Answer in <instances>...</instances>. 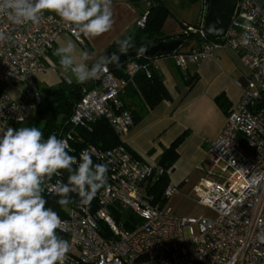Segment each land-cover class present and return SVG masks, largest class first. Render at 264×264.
I'll return each instance as SVG.
<instances>
[{"label":"built area","instance_id":"2783aa9c","mask_svg":"<svg viewBox=\"0 0 264 264\" xmlns=\"http://www.w3.org/2000/svg\"><path fill=\"white\" fill-rule=\"evenodd\" d=\"M197 26L182 25V39L191 35L196 45L188 52L178 50L153 56L148 64L129 62L123 77H112L108 65L89 80L91 89L75 105L59 138L65 139L70 154L79 160L87 152L93 163L107 165V182L96 195L97 209L83 206L62 207L63 231L58 234L70 243L65 264H264V0H234L235 6L225 34L212 41L203 31L208 0H201ZM145 15L136 28L142 29ZM0 133L4 124L15 128L31 119L41 102L29 83L36 73L53 66L47 62L60 35L84 45L85 35L52 13H44L40 23L16 24L0 14ZM183 44V43H182ZM220 49L235 52L247 70L241 98L227 111L218 137L209 142L207 157L218 168L217 179H200L192 188L194 200L211 215L179 216L170 206L151 205L144 185L164 173L155 162L136 160L123 139L133 125L130 112L120 95L140 71L149 77L148 66L170 58L180 71L189 64L199 65ZM47 62V63H46ZM48 64V65H47ZM60 82L71 81L60 74ZM15 88L22 98L12 100L2 87ZM97 119L105 120L119 144L106 151L86 145L72 152V130L89 129ZM68 128V129H66ZM169 178V170L166 171ZM212 176V174H208ZM59 177H53L55 183ZM177 193L168 183L163 198ZM47 189L44 196L51 195ZM131 212L139 219L126 230L115 222L111 209ZM99 224L109 232L101 235Z\"/></svg>","mask_w":264,"mask_h":264},{"label":"clouds","instance_id":"9594fccd","mask_svg":"<svg viewBox=\"0 0 264 264\" xmlns=\"http://www.w3.org/2000/svg\"><path fill=\"white\" fill-rule=\"evenodd\" d=\"M112 0H0V14L16 24H38L45 12L74 26L89 37H97L113 27ZM5 34L0 31V41ZM120 51L131 47L130 39L119 41ZM69 40L56 49L62 70L78 83L98 77L112 62L100 56L89 66V53L76 55ZM118 59V58H117ZM21 116L19 123L23 125ZM0 133V264H65L70 243L58 233L63 221L56 211L46 207L47 189L65 207L76 193L80 205H89L107 182V165L94 164L87 152L79 160L70 154L65 139L44 137L36 126L13 128L4 124ZM68 173L67 183L53 177Z\"/></svg>","mask_w":264,"mask_h":264},{"label":"crops","instance_id":"0c3cea01","mask_svg":"<svg viewBox=\"0 0 264 264\" xmlns=\"http://www.w3.org/2000/svg\"><path fill=\"white\" fill-rule=\"evenodd\" d=\"M161 2L170 13V19H166L162 26V32L166 36L174 37L171 40L176 39L179 32H167L168 24L180 26L181 31L182 25H198V6L193 3L195 1ZM147 7L148 0H138L137 6H133L129 0H112L114 23L110 31L97 37L85 35L84 45L77 44L67 35H60L46 59L53 67L32 76L30 87L38 92L42 100L51 89L60 84V74L70 81H76L62 70L59 57L55 54L56 49L71 40L76 45L77 57L82 51L89 53L88 63L91 66L97 58L105 56L111 44L136 32L135 24L145 15ZM154 68L170 99L160 102L153 109H147L140 120L133 123L123 142L136 160L157 164L164 149L183 136L176 150L178 158L169 170V183L176 187L177 192L187 195L200 179L205 178L201 175L204 173L206 160H209V142L218 137L227 111L239 102L248 73L237 54L228 49L216 51L213 57L205 59L197 66L189 64L184 71L176 68L170 58L159 59ZM8 90H13L15 97L12 98L7 93ZM5 92L12 100L22 98L13 87H7ZM220 96L224 98L223 108L216 103V98ZM128 98L134 103L131 107L133 112L140 113L146 107L141 98Z\"/></svg>","mask_w":264,"mask_h":264},{"label":"trees","instance_id":"16d2710c","mask_svg":"<svg viewBox=\"0 0 264 264\" xmlns=\"http://www.w3.org/2000/svg\"><path fill=\"white\" fill-rule=\"evenodd\" d=\"M129 2L133 6H137L138 4V0H129ZM169 16L170 13L163 6L161 0H148L144 27L142 29H136V32L132 36L119 40L124 41L125 39H130L132 46L129 47L126 52H121L120 44L118 43L119 41L114 42L108 48L105 56L112 58L113 56L120 53L145 51L156 43L171 40L174 37L166 36L162 32V26ZM177 38L182 39V35H178ZM190 38L196 40L194 35H191ZM162 54L165 53H157L156 56ZM132 61L146 65L148 64L149 59L138 56L128 59L120 66L114 68H110L108 66L112 77L115 79L122 78L125 65ZM148 70L149 77H147L145 71H140L134 76L132 83H130L124 89L123 94L120 95V100L122 101L124 108L130 112L132 122L134 124L140 120L147 109H153L160 102L170 99L168 92L163 86L162 79L157 73L156 69L149 65ZM91 87L92 86L89 80L84 83L71 81L69 85L60 82L58 86L51 89L47 93L45 98L41 100L33 116L42 122V127L40 130L43 132L45 138L53 134L59 138L60 132L67 124V121L75 105L80 101L83 93L89 91ZM135 96L141 98L146 106L140 113L133 112V110H131V107L134 105V103L128 100V97ZM216 103L218 106L223 108L224 98L221 96L216 98ZM18 127L21 126H16L15 128ZM72 131L73 141L70 145L73 153L78 152L86 145H92L99 150L106 151L119 144V141L113 133L111 127L103 119H97L93 121L89 129L78 127L74 128ZM182 140L183 136H180L167 149H164L157 162V165L163 169L164 173L158 176L153 182H147L144 185V194L150 201L151 205L162 207L166 204L167 200L163 198V191L169 183V178L166 174V171L171 169L172 165L178 158L176 150L181 144ZM67 177L68 173L64 171L60 175V180L67 183ZM44 197L47 200L46 207H51L54 211L61 215L62 206L57 203L59 197H57L55 194ZM70 199L72 202L68 205L81 206L79 197L76 193H71ZM83 207H85L90 212L95 211L97 209L95 196L89 205ZM111 215L115 222L121 224L126 230L132 229L133 225L139 222V219L127 210L113 208L111 209ZM99 229L102 236H109L108 229L103 224H99Z\"/></svg>","mask_w":264,"mask_h":264},{"label":"water","instance_id":"95a60500","mask_svg":"<svg viewBox=\"0 0 264 264\" xmlns=\"http://www.w3.org/2000/svg\"><path fill=\"white\" fill-rule=\"evenodd\" d=\"M234 6V0H208L207 13L203 21V31L210 40L214 41L225 34ZM181 45V39L176 38L156 43L145 51L120 53L111 58L112 62L108 63V66L110 68L120 66L133 57L151 58L157 53H171L178 50Z\"/></svg>","mask_w":264,"mask_h":264},{"label":"rangeland","instance_id":"374dc122","mask_svg":"<svg viewBox=\"0 0 264 264\" xmlns=\"http://www.w3.org/2000/svg\"><path fill=\"white\" fill-rule=\"evenodd\" d=\"M197 6H198V22L200 21V17H201V8H202V1L201 0H196L195 2ZM170 19V18H167ZM166 21V20H165ZM166 31L170 32V34H177L178 35L181 34V28L180 26H174L172 24H168L166 26ZM196 45V41L194 39H187L186 41L183 42V44L181 45L179 51L183 52H187L190 51L191 49H193ZM6 86L2 87V92L6 91ZM7 93L13 98L15 97V92L13 90H8ZM21 126H36L39 129H41L42 127V122L39 121L38 119H36L35 117H32L31 119L25 121L23 123V125ZM204 173L201 175L202 177L205 178H210L211 180H218L221 181L222 179L219 178L217 179V174H219V170L218 168H214L213 164L209 161L206 160L205 163V167H204ZM212 174V176H209L208 174ZM167 206H170L173 209V213L175 215H179V216H197V215H206V216H210L211 213L200 207L199 205H197V203L194 200V196L192 193H189L187 195H183L180 192L175 193L174 195H172L171 198H169L166 201Z\"/></svg>","mask_w":264,"mask_h":264}]
</instances>
